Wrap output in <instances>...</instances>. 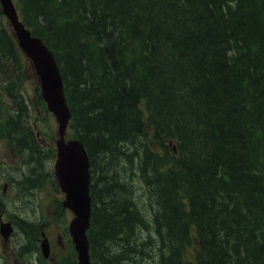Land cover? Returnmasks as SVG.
Masks as SVG:
<instances>
[{
	"label": "trees",
	"instance_id": "obj_1",
	"mask_svg": "<svg viewBox=\"0 0 264 264\" xmlns=\"http://www.w3.org/2000/svg\"><path fill=\"white\" fill-rule=\"evenodd\" d=\"M17 1L88 149L93 264H264V0Z\"/></svg>",
	"mask_w": 264,
	"mask_h": 264
},
{
	"label": "water",
	"instance_id": "obj_2",
	"mask_svg": "<svg viewBox=\"0 0 264 264\" xmlns=\"http://www.w3.org/2000/svg\"><path fill=\"white\" fill-rule=\"evenodd\" d=\"M3 13L10 20L20 47L31 59L35 72L39 78L42 96L47 102L48 109L54 114L58 122L57 141L58 157L55 171L62 191L66 194L63 206L69 208L74 218L69 225L78 264H90L88 254V240L86 230L89 227L90 197H89V162L82 144L76 140L64 143L63 135L67 120L70 116L65 103L62 81L53 55L39 39L32 38L30 33L18 22L15 10L10 0H0ZM4 236L10 233L8 224L2 229ZM41 248L45 256L48 255V242L43 240Z\"/></svg>",
	"mask_w": 264,
	"mask_h": 264
},
{
	"label": "rangeland",
	"instance_id": "obj_3",
	"mask_svg": "<svg viewBox=\"0 0 264 264\" xmlns=\"http://www.w3.org/2000/svg\"><path fill=\"white\" fill-rule=\"evenodd\" d=\"M6 64L9 66V68L13 69L11 63L7 62ZM20 69H22V84L24 87V94L31 109L29 118L30 126L35 123L37 125L36 130L41 132V137L45 138V141L48 145L53 146L55 140L56 122L50 113H45L42 115L39 110H34V106L30 104V101L35 98V87L37 83L34 73L26 59L21 60ZM18 70V67H16L15 73H17ZM2 158H5L3 167L6 168L7 165L11 163V161L8 157L6 149H2V145H0V160ZM21 171L22 164L19 163L17 159H15V181H18L22 178ZM1 176L2 173H0V180ZM141 195H146L145 191H141ZM53 197H55V199H60V195L55 194L49 185H45V188L42 191L35 192L34 190L23 191L20 185H17L16 183L15 195L13 187L10 186L8 187L7 193L4 196V201L6 202L4 208V217L6 219L16 221L17 218L15 217H21L29 221H40L48 225V227L45 226V232L51 243L53 261L51 263L44 261L38 254L37 256H33L36 260L34 264H55L56 261H59L60 257L64 255L66 239L63 238L64 244H60L62 238H58V235L63 233L61 227L57 225L56 219L53 217L54 205L51 204V199ZM15 230L16 233L9 243H3L0 239V259L4 264H15L13 262L12 253L18 248L19 244L24 242V235L17 229V226Z\"/></svg>",
	"mask_w": 264,
	"mask_h": 264
},
{
	"label": "flooded vegetation",
	"instance_id": "obj_4",
	"mask_svg": "<svg viewBox=\"0 0 264 264\" xmlns=\"http://www.w3.org/2000/svg\"><path fill=\"white\" fill-rule=\"evenodd\" d=\"M11 138H3L0 140V143L5 144V149L7 151L8 157L10 158L11 163L4 168V159L0 160V173H2L1 180H0V206L3 201V193H5V189L9 186L15 187V134H12ZM50 167V162L48 163ZM15 194V189H14ZM12 255H14L12 253ZM17 264H24V263H17Z\"/></svg>",
	"mask_w": 264,
	"mask_h": 264
},
{
	"label": "bare ground",
	"instance_id": "obj_5",
	"mask_svg": "<svg viewBox=\"0 0 264 264\" xmlns=\"http://www.w3.org/2000/svg\"><path fill=\"white\" fill-rule=\"evenodd\" d=\"M154 3V2H153ZM93 4V3H92ZM103 4V3H102ZM124 4V3H123ZM110 5V4H109ZM154 5V4H153ZM181 5V4H180ZM173 6V5H172ZM189 6H190V4H189ZM162 8V7H161ZM110 10H111V8H110ZM156 10V9H155ZM204 10V9H203ZM124 11V10H123ZM148 12V11H147ZM200 12V11H199ZM193 13V12H192ZM150 14V13H149ZM174 15V14H173ZM187 15H189V14H187ZM198 15V14H197ZM118 16V15H117ZM127 16V15H126ZM161 16V15H160ZM136 17V16H135ZM187 17V16H186ZM96 18V17H95ZM175 18V17H174ZM193 19V18H192ZM93 20V19H92ZM108 21V20H107ZM190 21V20H189ZM216 21V20H215ZM199 22V21H198ZM84 24H85V22H84ZM156 25V24H155ZM214 25V24H213ZM167 26V25H166ZM89 27V26H88ZM215 28V27H214ZM208 29V28H207ZM88 30V29H87ZM214 30V29H213ZM103 31V30H102ZM85 32V31H84ZM118 32V31H117ZM197 34V33H196ZM105 35V34H104ZM160 35V34H159ZM224 35V34H223ZM197 36V35H196ZM79 37V36H78ZM87 37V36H86ZM103 37V36H102ZM112 37V36H111ZM106 38V37H105ZM88 39V38H87ZM111 39V38H110ZM82 40V39H81ZM191 40H193V39H191ZM237 40V39H236ZM86 41V40H85ZM115 41V40H114ZM202 41V40H201ZM223 41V40H222ZM241 41V40H240ZM187 42V41H186ZM198 42V41H197ZM86 43V42H85ZM101 44V43H100ZM105 44V43H104ZM123 44V43H122ZM165 44V43H164ZM213 44V43H212ZM115 45V44H114ZM129 45V44H128ZM158 45V44H157ZM160 45V44H159ZM162 46V45H161ZM101 47V46H100ZM219 48V47H218ZM103 49V48H102ZM175 49V48H174ZM227 49V48H226ZM243 49V48H242ZM246 50V49H245ZM102 51V50H101ZM149 51H150V49H149ZM170 51V50H169ZM209 51V50H208ZM117 52V51H116ZM196 52V51H195ZM213 52V51H212ZM164 53V52H163ZM217 54V53H216ZM249 54V53H248ZM179 55V54H178ZM208 55V54H207ZM118 56V55H117ZM143 56V55H142ZM109 58V57H108ZM165 60V59H164ZM168 60V59H167ZM143 61V60H142ZM175 61V60H174ZM202 61V60H201ZM209 61V60H208ZM250 61V60H249ZM193 62V61H192ZM220 62V61H219ZM166 64V63H165ZM174 64V63H173ZM75 65V64H74ZM107 65V64H106ZM145 65V64H144ZM168 65V64H167ZM211 65V64H210ZM219 65V64H218ZM189 66V65H188ZM187 66V67H188ZM212 66V65H211ZM85 67V66H84ZM237 69V68H236ZM149 70V69H148ZM108 71V70H107ZM87 72V71H86ZM116 73V72H115ZM155 74V73H154ZM100 75H101V73H100ZM157 75V74H156ZM154 76V75H153ZM212 76V75H211ZM238 76V75H237ZM164 77V76H163ZM136 78V77H135ZM179 79V78H178ZM140 80V79H139ZM149 80V79H148ZM133 81V80H132ZM192 81V80H191ZM213 81V80H212ZM211 82V81H210ZM83 83V82H82ZM116 83V82H115ZM137 83V82H136ZM207 83V82H206ZM134 85V84H133ZM80 86H82V85H80ZM92 86V85H91ZM113 86V85H112ZM212 85H210V87H211ZM140 87V86H139ZM143 87V86H142ZM223 88V87H222ZM82 89V88H81ZM175 89V88H174ZM188 90V89H187ZM182 92V91H181ZM180 92V93H181ZM152 94V93H151ZM187 94V93H186ZM95 95V94H94ZM190 96V95H189ZM113 98V97H112ZM100 99V98H99ZM109 99V98H108ZM179 99V98H178ZM210 99V98H209ZM73 100V99H72ZM88 101V100H87ZM114 101V100H113ZM176 101V100H175ZM197 101V100H196ZM126 102V101H125ZM152 102V101H151ZM176 103V102H175ZM210 103V102H209ZM230 103V102H229ZM130 104V103H129ZM166 106V105H165ZM187 107V106H186ZM115 108V107H114ZM205 108V107H204ZM116 109V108H115ZM182 109V108H181ZM132 110V109H131ZM160 110V109H159ZM89 111V110H88ZM86 112V111H85ZM90 112V111H89ZM102 112V111H101ZM158 112V111H157ZM81 113V112H80ZM83 114V113H82ZM187 114V113H186ZM222 114V113H221ZM172 115V114H171ZM216 116V115H215ZM182 117V116H181ZM191 117V116H190ZM179 118V117H178ZM203 118V117H202ZM166 119V118H165ZM168 121V120H167ZM171 121V120H170ZM198 121V120H197ZM203 121V120H202ZM202 121H201V123H202ZM160 122V121H159ZM108 123V122H107ZM130 124V123H129ZM200 125V124H199ZM228 126V125H227ZM123 127V126H122ZM168 127V126H167ZM174 128V127H173ZM220 128V127H219ZM195 131V130H194ZM181 132V131H180ZM120 133V132H119ZM135 134V133H134ZM191 135V134H190ZM197 135V134H196ZM201 135V134H200ZM194 136V135H193ZM183 137V136H182ZM115 138V137H114ZM137 138H141L140 136L139 137H137ZM130 140V139H129ZM102 141V140H101ZM119 141V140H118ZM184 141H185V139H184ZM135 142V141H134ZM137 142H139V141H137ZM142 142V141H141ZM190 142V141H189ZM203 142V141H202ZM118 143V142H117ZM129 143V142H128ZM133 143V142H132ZM214 143V142H213ZM95 144V143H94ZM122 144V143H121ZM189 144V143H188ZM192 145V144H191ZM197 145V144H196ZM141 146V145H140ZM137 148H139V147H137ZM142 148V147H141ZM124 149H125V147H124ZM136 149V148H135ZM141 151V150H140ZM111 152V151H110ZM126 152V151H125ZM113 153V152H112ZM140 153V152H139ZM194 153V152H193ZM236 153V152H235ZM115 155V154H114ZM113 155V156H114ZM120 155V154H119ZM134 155V154H133ZM117 156V155H116ZM100 157V156H99ZM118 157V156H117ZM238 157V156H237ZM119 158V157H118ZM124 157H122V159H123ZM185 158V157H184ZM128 160V159H127ZM125 162V161H124ZM152 162V161H151ZM124 164V163H123ZM176 164V163H175ZM113 165V164H112ZM116 166V165H115ZM122 166V165H121ZM145 167V166H144ZM124 169V168H123ZM121 170V169H120ZM117 171H119V170H117ZM122 172V171H121ZM124 172V171H123ZM122 172V173H123ZM150 172V171H149ZM119 173V172H118ZM252 173V172H251ZM255 173V172H254ZM110 174V173H109ZM116 174V173H115ZM124 174V173H123ZM122 174V175H123ZM127 174V173H126ZM107 175V174H106ZM119 175V174H118ZM246 175V174H245ZM108 176V175H107ZM121 176V175H120ZM119 176V177H120ZM219 176V175H218ZM114 177H116V176H114ZM127 177V176H126ZM245 177V176H244ZM110 178V177H109ZM129 178V177H128ZM115 179V178H114ZM106 180H107V178H106ZM108 181H109V179H108ZM221 181V180H220ZM111 182V181H110ZM129 182V181H128ZM197 182V181H196ZM101 183H103V182H101ZM100 183V184H101ZM15 184V183H14ZM101 186V185H100ZM21 187V186H20ZM148 187V186H147ZM102 188V187H101ZM115 190V189H114ZM109 192V191H108ZM126 193V192H125ZM230 194V193H229ZM130 196V195H129ZM102 197V196H101ZM231 198V197H230ZM109 199V198H108ZM168 199V198H167ZM233 199V198H232ZM98 201V200H97ZM181 201V200H180ZM194 203V202H193ZM233 204V203H232ZM213 205V204H212ZM231 206V205H230ZM160 207V206H159ZM189 207V206H188ZM229 207V206H228ZM233 207V206H232ZM246 207V206H245ZM231 208V207H230ZM223 209V208H222ZM107 210H109V209H107ZM192 210H193V208H192ZM174 211V210H173ZM172 213V212H171ZM245 213V212H244ZM174 214V213H173ZM169 215V214H168ZM199 216V215H198ZM133 218V217H132ZM121 219V218H120ZM231 219V218H230ZM221 222V221H220ZM226 224V223H225ZM235 225V224H234ZM242 226V225H241ZM203 227V226H202ZM125 228V227H124ZM174 229V228H173ZM239 229V228H238ZM229 230V229H228ZM222 231V230H221ZM224 231V230H223ZM240 231H241V229H240ZM217 236V235H216ZM139 238V237H138ZM137 239V238H136ZM117 240V239H116ZM140 240V239H139ZM141 241H142V239H141ZM153 242V241H152ZM156 243V242H155ZM154 245V244H153ZM172 245V244H171ZM158 246V245H157ZM138 247H139V245H138ZM153 247V246H152ZM145 248V247H144ZM118 249V248H117ZM137 249V248H136ZM168 249V248H167ZM121 250V249H120ZM140 250V249H139ZM144 251V250H143ZM157 251V250H156ZM145 252V251H144ZM149 253H151V252H149ZM122 254V253H121ZM130 255V254H129ZM137 255V254H136ZM123 256V255H122ZM152 256V255H151ZM158 256V255H157ZM156 258V257H155ZM168 258V257H167ZM134 259V258H133ZM137 259V258H136ZM147 259V258H146ZM149 260V259H148ZM140 261V260H139ZM121 263H124V262H122V260H121ZM126 263V262H125ZM128 263V262H127ZM137 263V262H136ZM132 264V263H131Z\"/></svg>",
	"mask_w": 264,
	"mask_h": 264
}]
</instances>
